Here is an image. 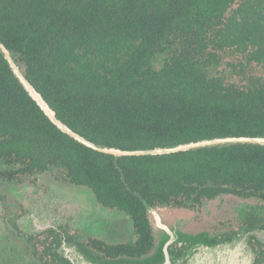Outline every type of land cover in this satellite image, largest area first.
Wrapping results in <instances>:
<instances>
[{
  "label": "trees",
  "instance_id": "obj_1",
  "mask_svg": "<svg viewBox=\"0 0 264 264\" xmlns=\"http://www.w3.org/2000/svg\"><path fill=\"white\" fill-rule=\"evenodd\" d=\"M228 2L0 0V155L11 162L56 156L84 165L75 168L77 180L106 185L124 204L133 189L157 185L188 198L209 194L212 188H199L202 181L222 180L240 194L264 188L260 145L118 158L85 147L49 121L2 52L62 123L98 147L144 151L264 136L261 93L211 74L214 56L200 64L182 51L161 59L167 46L183 45L190 30L211 28Z\"/></svg>",
  "mask_w": 264,
  "mask_h": 264
},
{
  "label": "flooded vegetation",
  "instance_id": "obj_2",
  "mask_svg": "<svg viewBox=\"0 0 264 264\" xmlns=\"http://www.w3.org/2000/svg\"><path fill=\"white\" fill-rule=\"evenodd\" d=\"M215 16L211 28L190 30L161 59L182 51L200 64L214 56L211 74L259 91L264 105V0H229ZM234 143L264 146L216 144ZM53 157L0 155V264H264V188L240 194L222 180L202 181L209 194L188 198L157 185L133 189L124 204L106 185L77 180L75 168L84 165Z\"/></svg>",
  "mask_w": 264,
  "mask_h": 264
},
{
  "label": "water",
  "instance_id": "obj_3",
  "mask_svg": "<svg viewBox=\"0 0 264 264\" xmlns=\"http://www.w3.org/2000/svg\"><path fill=\"white\" fill-rule=\"evenodd\" d=\"M3 57L7 61L10 68L15 72V74L18 77V80L25 86L28 95L34 100V102L37 104V106L42 110L44 115L49 119V121L54 124L60 131L67 134L68 136L74 138L75 140L81 142L82 144L89 146L101 153L104 154H110L114 156H139V155H156V154H163V153H173L177 151H186L188 149L201 147L205 145H212L216 143H228V142H263L264 139L260 138H222V139H212L205 142H198V143H190L183 146L173 147V148H162L157 150H148V151H122L113 147H98L93 145L90 142H86L85 140L81 139L75 132L64 126L60 121L56 118L53 110L46 104V102L43 100L42 96L35 90V88L28 82V80L25 78V76L20 71L18 65L13 61V59L10 57L9 53L6 50H2Z\"/></svg>",
  "mask_w": 264,
  "mask_h": 264
}]
</instances>
